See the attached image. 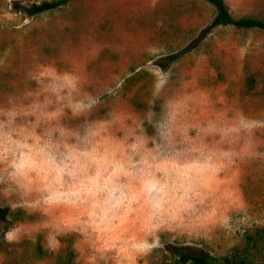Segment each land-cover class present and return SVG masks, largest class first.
<instances>
[{
    "label": "clouds",
    "instance_id": "obj_1",
    "mask_svg": "<svg viewBox=\"0 0 264 264\" xmlns=\"http://www.w3.org/2000/svg\"><path fill=\"white\" fill-rule=\"evenodd\" d=\"M24 80L0 96V206L35 217L48 250L73 236L91 264L121 250L131 264L160 235L199 228L238 166L264 161V118L171 73L135 110L55 63Z\"/></svg>",
    "mask_w": 264,
    "mask_h": 264
},
{
    "label": "rangeland",
    "instance_id": "obj_2",
    "mask_svg": "<svg viewBox=\"0 0 264 264\" xmlns=\"http://www.w3.org/2000/svg\"><path fill=\"white\" fill-rule=\"evenodd\" d=\"M54 1L0 0V96L22 87L30 69L55 63L78 71L94 90L118 95L129 110L144 108L156 76L171 73L206 99L220 96L264 118V29L216 27L200 38L217 15L204 0H70L56 10L27 13ZM225 2L235 18L264 19V0ZM260 142L264 146V136ZM34 219L0 206V264H91L73 236L62 238L55 251L46 249L27 223ZM258 227H264V161L250 160L234 171L199 228L160 235L157 246L130 258L131 264H181L176 251L264 261V244H246ZM14 229L32 235L9 243ZM122 260L123 250L113 251L107 264Z\"/></svg>",
    "mask_w": 264,
    "mask_h": 264
},
{
    "label": "trees",
    "instance_id": "obj_3",
    "mask_svg": "<svg viewBox=\"0 0 264 264\" xmlns=\"http://www.w3.org/2000/svg\"><path fill=\"white\" fill-rule=\"evenodd\" d=\"M70 0H57L54 2H44L40 5H35L27 10L30 16L39 15L48 11L56 10L63 5H66ZM211 3L217 8V15L212 24L205 29L201 37H205L210 31L216 27L233 26L239 30L249 29H264V19L245 16L235 18L232 16L225 0H204ZM246 244L253 248H260L264 244V227L256 228L251 234L247 235ZM261 244V245H260ZM181 264H264V261L252 262L244 259L238 254L230 257L219 258L210 253L202 255H194L192 253L176 251Z\"/></svg>",
    "mask_w": 264,
    "mask_h": 264
}]
</instances>
